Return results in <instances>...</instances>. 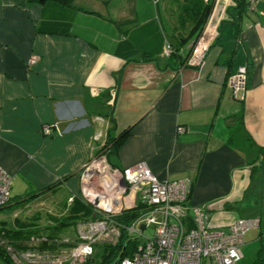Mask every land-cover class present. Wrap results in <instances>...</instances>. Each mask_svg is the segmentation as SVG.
<instances>
[{
  "label": "crops",
  "instance_id": "obj_1",
  "mask_svg": "<svg viewBox=\"0 0 264 264\" xmlns=\"http://www.w3.org/2000/svg\"><path fill=\"white\" fill-rule=\"evenodd\" d=\"M206 3L0 0V166L11 175L0 230L49 234L85 165L127 129L113 165L145 160L158 178L191 179L188 204L213 227L255 220L241 259L264 264V0L221 21L202 67H183ZM165 41L177 55L161 56ZM240 65L242 99L228 82Z\"/></svg>",
  "mask_w": 264,
  "mask_h": 264
},
{
  "label": "built area",
  "instance_id": "obj_2",
  "mask_svg": "<svg viewBox=\"0 0 264 264\" xmlns=\"http://www.w3.org/2000/svg\"><path fill=\"white\" fill-rule=\"evenodd\" d=\"M151 1L156 4L159 0ZM246 1L247 9H252L254 0ZM235 3V0L213 1L192 47L181 56L183 67H202L219 34L221 21L228 16L229 6ZM177 53L176 48L165 41L161 56ZM31 62H35V58ZM247 71L246 65H240L228 77L233 97L243 98ZM176 130L183 132L184 128ZM83 170L79 196L93 207L99 222L88 224V230L80 233L81 242L71 251V262L84 261L92 254L98 237L89 232L107 235L110 225L117 228L116 244L121 230L127 240L120 246L119 254L107 264H237L241 259L243 234L255 220L237 218L227 228L213 227L203 208L188 204L191 179L158 178L145 160L125 168L114 167L106 151L98 152ZM10 188L11 175L0 166V208L9 202ZM72 200L70 197L69 201ZM132 208L138 210V215L129 224L115 222L114 217ZM149 228L151 231L147 232ZM128 241L134 245L127 246ZM123 251L127 254L122 255Z\"/></svg>",
  "mask_w": 264,
  "mask_h": 264
},
{
  "label": "rangeland",
  "instance_id": "obj_3",
  "mask_svg": "<svg viewBox=\"0 0 264 264\" xmlns=\"http://www.w3.org/2000/svg\"><path fill=\"white\" fill-rule=\"evenodd\" d=\"M84 172L85 170L81 172V175H83ZM66 200V197H64L63 204H66ZM73 203L74 202L70 201V204L62 209L64 210V216L61 215L60 217L65 218L71 215L70 219L67 220L72 222L68 225L66 224V228L58 232L61 233L59 235L60 237H54L52 234H48V236H44L46 238L39 240L28 237L23 238L22 244H16L9 242L11 237L6 235L5 232L3 235L0 234V237H2L0 239V251L7 255L12 264H100L104 247H113L116 244L118 239L117 228L111 225L108 226L107 235L104 233L99 235L98 233L89 232L88 234L93 235V237H98L93 244L92 254L87 259H84V261L76 259V261L71 262V251L81 242L80 233H85L88 230V224L99 222L96 216L82 217L80 214L75 215L73 211L75 209L74 206H72ZM23 216L25 217V215ZM150 231L151 228L147 230V232ZM64 239H66V241H61ZM43 240L46 241V246L40 245ZM139 240L141 241V238H139ZM248 260L249 257H244V259L239 260L237 264H249ZM0 264L8 263L5 259L0 257Z\"/></svg>",
  "mask_w": 264,
  "mask_h": 264
},
{
  "label": "trees",
  "instance_id": "obj_4",
  "mask_svg": "<svg viewBox=\"0 0 264 264\" xmlns=\"http://www.w3.org/2000/svg\"><path fill=\"white\" fill-rule=\"evenodd\" d=\"M46 1H50L53 2L55 4H57L58 6L64 7V8H74V0H44L43 3H45ZM213 1L214 0H209L205 6L202 8L203 12L201 14V18L199 19V21H197L196 25L193 27L192 29V33H195V35L197 36L202 28V25L204 24L206 17L208 15V13L210 12L212 5H213ZM28 5H32V4H40L39 0H26ZM235 6L233 8H229L227 13L228 16H230L233 20H235L237 18V16H239L240 14H242L243 12H245L246 8H247V1L246 0H235ZM42 3V4H43ZM41 5V4H40ZM231 9L234 10V12H231ZM220 29V28H219ZM196 38V37H195ZM128 134V130H124L117 138H111L109 137L105 143V145L103 147L100 148V150L98 152L101 151H106V155H107V159L109 161V163L114 166L117 167L115 165H113L110 161V155L115 153L119 147V145L121 144L122 140L124 139V137ZM260 151L262 152V155H264V147H261ZM119 168V167H118ZM51 187V186H50ZM50 187H47L48 189ZM46 188V189H47ZM45 190V189H44ZM42 192V190L40 191ZM74 209L73 210L75 213V215L80 214L82 217L83 216H93L95 217L96 214L94 213L93 207L84 202L80 196L79 193L76 196H73V200H72ZM70 204V203H69ZM138 215V210L136 208H132V209H127L122 211L119 215H117L114 220L115 222L118 223H122V224H129L136 216ZM71 215H69L68 217H65L62 219H60L59 222H57L56 226H54L53 228H51V230H48L49 234H52L54 237L58 236V233L60 232V230L66 228V224H70L72 221H68L67 219H70ZM81 217V218H82ZM67 220V221H65ZM15 234H11L9 235L11 237V239L15 240V241H19L22 242L23 238H35L37 240L39 239H44L46 237H44V235H42L43 233H41L38 229H31V230H25V231H15ZM47 232V231H45ZM121 236H120V240L119 242L114 245L113 247H104V250L102 252V261L100 264H107L110 259L115 258L118 254H119V248L121 245L124 244V242L127 240L126 237L124 236V232L123 230H121ZM0 234L3 235L5 234V232L3 230H0ZM48 236V234H46ZM45 235V236H46ZM51 235V236H52ZM50 236V237H51ZM2 237H0L1 239ZM56 240V239H55ZM9 242L10 239H9ZM20 242L18 244H20ZM13 243V242H12ZM46 241L43 240V242H41V246H46ZM133 246L134 242L132 241H128L127 242V246ZM127 254L126 252H122V255ZM0 257H2L3 259H5V261L8 264H12V262L10 261V259L7 257L6 254H4L2 251H0ZM93 264V263H92Z\"/></svg>",
  "mask_w": 264,
  "mask_h": 264
},
{
  "label": "water",
  "instance_id": "obj_5",
  "mask_svg": "<svg viewBox=\"0 0 264 264\" xmlns=\"http://www.w3.org/2000/svg\"><path fill=\"white\" fill-rule=\"evenodd\" d=\"M43 2H44V0H39V3H40V4H42ZM193 42H194V40L191 42V46H192ZM191 46H190V48H191ZM140 229H141V230L144 229V225H143V224L140 225Z\"/></svg>",
  "mask_w": 264,
  "mask_h": 264
},
{
  "label": "bare ground",
  "instance_id": "obj_6",
  "mask_svg": "<svg viewBox=\"0 0 264 264\" xmlns=\"http://www.w3.org/2000/svg\"><path fill=\"white\" fill-rule=\"evenodd\" d=\"M93 169L97 170L96 168H93ZM99 203H100V202H99Z\"/></svg>",
  "mask_w": 264,
  "mask_h": 264
},
{
  "label": "flooded vegetation",
  "instance_id": "obj_7",
  "mask_svg": "<svg viewBox=\"0 0 264 264\" xmlns=\"http://www.w3.org/2000/svg\"><path fill=\"white\" fill-rule=\"evenodd\" d=\"M192 47V46H191ZM190 50V49H189Z\"/></svg>",
  "mask_w": 264,
  "mask_h": 264
}]
</instances>
